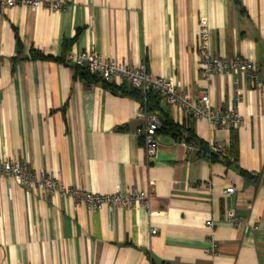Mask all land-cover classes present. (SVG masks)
Segmentation results:
<instances>
[{"label": "crops", "instance_id": "obj_1", "mask_svg": "<svg viewBox=\"0 0 264 264\" xmlns=\"http://www.w3.org/2000/svg\"><path fill=\"white\" fill-rule=\"evenodd\" d=\"M62 1L59 10L0 6V158L81 190L139 189L148 206L90 210L0 175V264H264V93L241 73L203 79L198 54L205 19L212 54L250 58L264 73V0ZM66 48L130 66L144 60L194 100L207 90L218 110L234 106L236 79L235 128L159 103L192 128L202 151L227 149L234 132L236 161L163 134L147 157L137 98L83 81L63 62L29 58L31 49L56 58ZM229 211L237 225L225 220Z\"/></svg>", "mask_w": 264, "mask_h": 264}, {"label": "built area", "instance_id": "obj_2", "mask_svg": "<svg viewBox=\"0 0 264 264\" xmlns=\"http://www.w3.org/2000/svg\"><path fill=\"white\" fill-rule=\"evenodd\" d=\"M21 3L31 9L46 8L59 10L63 6L62 0H0V6H14ZM199 50L201 61L200 75L203 79L209 80L214 73H241L246 75L252 86L264 93V73L259 66L250 58L240 55L225 57L212 54L210 48V29L205 19L199 22ZM67 62L83 67L91 74L98 75L106 81H118L126 85L139 89L143 93L152 91L158 95L160 104H171L179 107L187 116L194 119H205L214 126H227L235 128L242 122L239 112L240 97L235 84L234 106L226 110H218L212 107L207 90H203L196 100L191 98L180 87L171 80L154 76L148 71L145 61H141L135 66L123 64L116 59L102 57L94 49L74 51L68 49L65 54ZM144 118V125L139 134L141 135L147 157H153L158 149L157 130L161 127V121L157 115L147 112L144 107H140ZM186 147L187 151L195 148L193 143L184 140L179 141ZM212 151H222V147L211 144ZM0 175L10 177L17 184L28 190L37 191L41 196L53 193L63 198H70L75 202H81L90 210H100L102 208L112 209L115 206L132 207L142 205L147 207L149 194L136 189L122 195L119 191L107 194H99L62 184L50 172L44 170H30L26 165L20 164L16 160L0 158ZM201 187L208 186L207 183L200 184ZM226 193H233L234 189L228 187ZM225 220L233 225L239 223L237 215L229 211L225 215ZM206 225L211 226L210 221ZM155 229L151 233H155Z\"/></svg>", "mask_w": 264, "mask_h": 264}, {"label": "trees", "instance_id": "obj_3", "mask_svg": "<svg viewBox=\"0 0 264 264\" xmlns=\"http://www.w3.org/2000/svg\"><path fill=\"white\" fill-rule=\"evenodd\" d=\"M66 51L67 48L61 57L55 58L49 55H45L38 50L31 49L29 52V58L63 62L64 64L73 67L74 75L83 81H86L88 83H100L103 87L109 89L112 92L128 94L137 98L141 106L144 107L147 112L157 115V117L161 121V127L157 130L156 134L168 135L176 141L184 140L187 143H193L195 146H198L199 151L203 150L201 146L203 143L197 140L190 126L186 127L184 125H178L177 123L173 122L170 118L166 116V114L162 111L160 107L159 98L156 93L152 91H147L143 93L141 90L130 87L125 83L115 84L113 81L103 80L98 75L91 74L85 68L67 62L65 59ZM206 151L210 152V158L212 160L216 161L222 159L226 163H234L236 161V157L238 154V141L236 134L234 132L231 134L230 144L227 149L225 150L223 149L222 151H215V152L208 149L202 152H206ZM223 151L227 155L226 157L222 156ZM227 157H231L232 161L229 160ZM235 167L238 168L237 166ZM239 172L242 175L245 176L247 175L242 170H239Z\"/></svg>", "mask_w": 264, "mask_h": 264}]
</instances>
